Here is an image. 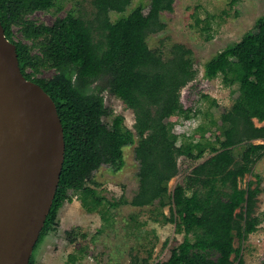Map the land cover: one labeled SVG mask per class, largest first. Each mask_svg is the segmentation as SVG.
<instances>
[{"label": "trees", "instance_id": "trees-1", "mask_svg": "<svg viewBox=\"0 0 264 264\" xmlns=\"http://www.w3.org/2000/svg\"><path fill=\"white\" fill-rule=\"evenodd\" d=\"M175 1L150 0L147 15L138 5L112 21L110 13L125 12L131 0H92L93 19L69 12L48 25L29 16L54 8L57 0H0V21L17 47L21 71L52 97L64 128L59 186L34 250L40 239L57 228L58 212L72 198L71 191L86 212L99 213L106 226L111 223L112 210L119 203L101 196L87 182L103 165L121 170L125 147L135 145L139 187L130 203L137 207L168 194L169 182L180 170L179 158L199 161L206 153L211 156L175 186L170 216L162 219L180 218L183 240L166 261L152 263L135 257L134 264H246L242 242L263 220L256 214L261 176L256 174L257 179L244 187L240 182L264 157V142H258L264 141V125L255 123V119L264 122V16L257 19L254 30L205 63L206 78L221 77L224 85H236L239 94L221 114L220 124L212 122L221 136L211 140L206 136L208 127L200 125L196 139L178 135L169 121L172 116L187 119L192 115L181 101V91L198 74L194 52L182 43L174 42L166 51L149 44L151 35L166 29L163 14L174 10ZM194 16L199 22V15ZM15 29L21 35L18 40ZM202 30L208 31V26ZM45 69L54 74L40 76ZM98 80H104L103 89L133 110L132 129L119 115L114 118L116 129L106 128L102 89L93 87ZM29 264H34L33 255Z\"/></svg>", "mask_w": 264, "mask_h": 264}, {"label": "rangeland", "instance_id": "rangeland-1", "mask_svg": "<svg viewBox=\"0 0 264 264\" xmlns=\"http://www.w3.org/2000/svg\"><path fill=\"white\" fill-rule=\"evenodd\" d=\"M138 5L143 6V12L147 15L150 0H131L125 12H111L110 19L117 21ZM69 12L89 21L94 18L95 7L92 0H57L54 8L36 11L29 18L50 25L56 18L64 17ZM194 15H199V22ZM261 16H264V0H176L174 10L163 14L166 29L150 36V47H163L166 51L172 43H182L193 50L198 69L195 80L181 91V101L192 110L191 117L172 116L169 119L175 133L186 137L195 135L197 139L198 127L205 125L208 127L206 136L211 140L216 135L221 136L218 126L212 122L220 124L221 114L232 106L239 91L236 85H224L221 77L206 78L204 65L230 43L239 41L246 32L254 30ZM205 25L208 31L202 30ZM208 35L209 39L206 38ZM20 37L15 29V39ZM53 74L54 70L45 69L40 76L51 77ZM96 85L102 89V121L106 128L115 130L114 118L119 115L123 117L124 125L132 129L135 123L133 110L108 89H103L104 80L93 84L95 90ZM255 123L264 125V122L259 123L256 119ZM134 147H125V166L121 170L115 172L103 165L94 171L87 182V186L94 188L101 196L119 203L118 208L112 210L111 223L106 226L99 213L86 212L78 196L71 191L72 198L65 201L58 212L57 228L40 239L37 249L33 251L34 264H134L135 257L140 261L148 258L155 263L170 257L172 248L184 237L180 218L175 222L162 221L165 216H170L171 195L175 186L184 182L193 167L211 153H206L199 161L179 158L180 170L170 180L168 194L153 204L137 207L130 203L139 187V164ZM256 174L261 176L262 186L256 214L263 220L258 230L242 242L246 264L264 262V157L240 185L244 187L249 180H256ZM235 245H239L238 240Z\"/></svg>", "mask_w": 264, "mask_h": 264}, {"label": "water", "instance_id": "water-1", "mask_svg": "<svg viewBox=\"0 0 264 264\" xmlns=\"http://www.w3.org/2000/svg\"><path fill=\"white\" fill-rule=\"evenodd\" d=\"M52 97L21 71L0 21V264H29L65 159Z\"/></svg>", "mask_w": 264, "mask_h": 264}]
</instances>
